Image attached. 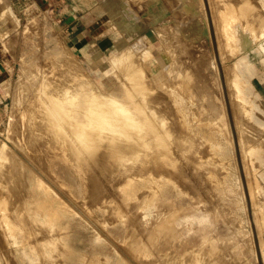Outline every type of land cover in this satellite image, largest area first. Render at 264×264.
<instances>
[{
  "label": "rangeland",
  "instance_id": "374dc122",
  "mask_svg": "<svg viewBox=\"0 0 264 264\" xmlns=\"http://www.w3.org/2000/svg\"><path fill=\"white\" fill-rule=\"evenodd\" d=\"M256 1L78 0L80 10H24L0 116V221L10 216L0 225V264H264V10ZM72 76L113 112L104 111L109 124L96 121L102 131L91 114L92 130L70 127L64 148L48 112L60 105L53 86ZM16 221L22 231L13 233Z\"/></svg>",
  "mask_w": 264,
  "mask_h": 264
},
{
  "label": "bare ground",
  "instance_id": "6f19581e",
  "mask_svg": "<svg viewBox=\"0 0 264 264\" xmlns=\"http://www.w3.org/2000/svg\"><path fill=\"white\" fill-rule=\"evenodd\" d=\"M232 29H233V27H232ZM239 34V33H238ZM237 35V34H236ZM241 44V43H240ZM64 71V70H63ZM75 72V71H74ZM56 73V72H55ZM60 73H61V71H60ZM61 75V74H60ZM60 75H58L57 74V76L59 77ZM66 75V74H65ZM80 75V74H79ZM79 75H76V76H79ZM75 76V75H74ZM71 77V76H70ZM57 78V77H56ZM69 78V77H68ZM61 79V78H60ZM64 79H65V77H64ZM55 80V79H54ZM69 80V82H66L64 85L63 84H61V82L60 83H58V84H56L55 86H53L54 87V89H53V94L54 95H56V97H57V99L60 101V105H52L53 106V108H51V110L52 111H49L48 113H49V122H48V124H49V126L52 128V129H57V130H55V132L56 131H58V130H60V131H58L59 132V134L61 135V131L63 132V142H61V143H63V147L65 148V145L64 144H69L68 142H70L69 140H71L70 138H67L68 136H70V134H69V132H70V130L72 129V128H70V127H75V126H77L76 127V130H75V128H73L74 130H75V133L76 132H78V133H76L77 135L79 134L80 135V133H83V131H84V127H90V129L92 128V126H86L87 124H88V122H86L87 120H88V118L90 119V118H92L93 117V119H91V121H89V124H90V122H92V120H95V122L93 123V126L97 129L98 127H100V128H102L103 126L102 125H104L103 124V122H105V121H103V120H106V121H108V116H110V114H112V113H110V111L109 110H113L112 108H110V107H108V106H106V104L104 103V101L103 100H101L98 96H96L95 94H93V93H91V94H88L89 93V91H88V88H86V83L84 84V83H82V84H80V82H78V83H76V78L75 77H73L72 76V78H69L68 79ZM77 80H78V78H77ZM58 81V80H57ZM82 81V80H81ZM52 85V84H51ZM54 85V84H53ZM51 87V86H50ZM52 87V88H53ZM51 88V89H52ZM89 90H90V88H89ZM47 92V91H46ZM94 92V91H93ZM52 94V95H53ZM48 95V94H47ZM152 95V94H151ZM50 98V97H49ZM48 99V98H47ZM51 99V98H50ZM40 101V100H39ZM46 102V101H45ZM38 103V102H37ZM50 103L51 104H53L51 101H50ZM49 103V104H50ZM48 104V103H47ZM46 104V105H47ZM37 105V104H36ZM41 105V104H40ZM52 106H48V107H52ZM44 107V106H43ZM109 108V112H108V114L109 115H107L104 111L107 109V108ZM45 109V108H44ZM48 109H50V108H48ZM94 109V110H93ZM43 111V110H42ZM113 112V111H112ZM38 114V113H37ZM54 114L55 116H53V117H55L54 119L52 118V115ZM90 114H91V116H90ZM45 115V114H44ZM47 115L48 114H46V118H47ZM38 117V116H37ZM29 119V118H28ZM98 119V120H97ZM99 119H101L103 122H101V123H99L100 121H99ZM128 119V118H127ZM33 120V119H32ZM46 120H48V119H46ZM51 120V121H50ZM70 120H72L71 121V123L69 122ZM111 120L113 121V117H111ZM142 120V119H141ZM39 121V120H38ZM96 121H99V122H96ZM47 122V121H46ZM111 122V121H110ZM31 123H33V122H31ZM42 123V122H41ZM87 123V124H86ZM117 123V122H116ZM48 124H47V126H48ZM61 125V129H59L58 127H57V125ZM108 124H109V121H108ZM119 124V123H118ZM126 124H127V122H126ZM125 124V125H126ZM31 125V124H30ZM38 125V124H37ZM42 125V124H41ZM99 125H101V126H99ZM122 125V124H121ZM49 127V128H50ZM125 127V126H124ZM123 127V128H124ZM39 128V127H38ZM46 128H48V127H46ZM87 128V129H88ZM45 129V128H44ZM47 130V129H46ZM51 130V129H50ZM92 130V129H91ZM98 130V129H97ZM97 130H95L96 132H98ZM103 130V128L102 129H100V131H102ZM54 131V130H53ZM89 131V130H88ZM94 130L92 131V133L93 132H95ZM123 131V130H122ZM36 132H37V130H36ZM42 132V131H41ZM48 132H49V130H48ZM50 132H52V130L50 131ZM58 132H56L57 133V135H58ZM71 132H73V130L71 131ZM87 132V131H86ZM86 132H84V133H86ZM29 133V132H28ZM38 133V132H37ZM43 133H47L46 131L45 132H43ZM74 132H73V134H75ZM91 133V134H92ZM102 133V132H101ZM109 133H111V132H109ZM34 134H36V133H34ZM66 134H69V135H66ZM88 134H90V133H88ZM99 134V133H98ZM103 134V133H102ZM53 135H54V133H53ZM55 136V137H58V136ZM60 135H59V137H60ZM81 135H83V134H81ZM97 135V134H96ZM47 136H49V135H47ZM52 136V135H51ZM67 136V137H66ZM85 136L86 135H84L82 138H83V140H85ZM105 136H107V135H105ZM54 137V136H53ZM52 137V138H53ZM54 137V138H55ZM59 138V140H57V141H61L60 139H62V138ZM71 137H72V135H71ZM88 136H86V138H87ZM92 137H94L93 135H92ZM102 137V136H101ZM127 137V136H126ZM40 138V137H39ZM54 138H53V140H54ZM69 139V140H67V139ZM78 138H81V137H78ZM77 138V139H78ZM95 138V137H94ZM97 138V137H96ZM100 138V137H99ZM116 138V137H115ZM28 139V138H27ZM48 139H50V138H48ZM77 139H76V141H77ZM32 140V139H31ZM35 140V139H34ZM37 140V139H36ZM81 140V139H80ZM87 140V139H86ZM95 140V139H94ZM158 140V139H157ZM29 141V140H28ZM40 141V143H41V141L42 140H39ZM45 141H47V139L45 138ZM45 141H43V143H42V145L43 144H45L44 142ZM51 141V140H50ZM50 141H49V143H50ZM88 141V140H87ZM96 141V140H95ZM98 141H99V139H98ZM100 141H103V137H102V139L100 140ZM124 141V140H123ZM31 142V141H30ZM32 142H34L33 140H32ZM38 142V141H37ZM37 142H35V143H37ZM52 142V141H51ZM65 142V143H64ZM72 142V141H71ZM70 142V143H71ZM89 142V141H88ZM113 142V141H112ZM133 142V141H132ZM138 142V141H137ZM59 143V142H58ZM82 143H85L86 144V141L85 142H82ZM96 143V142H95ZM104 143V142H103ZM155 143H159V140H158V142H155ZM161 143V142H160ZM34 144V143H33ZM73 144V143H72ZM84 144V145H85ZM93 143H89V145H92ZM101 143H98V145L96 144H94L95 146H92V147H96V146H99ZM117 144H118V142H117ZM51 145H55V146H53V148H52V150L53 149H55L54 147H56L57 145H56V143L54 144H52L51 143ZM50 145V146H51ZM59 145V144H58ZM69 145H71V144H69ZM69 145H66V146H69ZM120 145H122V144H120ZM156 145V144H155ZM36 146V145H35ZM34 146V147H35ZM38 146L40 147L41 145H39L38 144ZM37 146V147H38ZM48 146V145H47ZM61 146V147H62ZM116 146V145H115ZM115 146H113V147H115ZM136 146V145H135ZM159 147L161 146L160 144L158 145ZM32 147V146H31ZM52 147V146H51ZM62 147V148H63ZM70 147L71 146H69V149H70ZM86 147V146H85ZM88 147H90V146H88ZM100 147V146H99ZM119 147V146H118ZM134 147V146H133ZM143 147V146H142ZM158 147V149H160ZM30 148V147H29ZM28 148V149H29ZM44 148H45V146H44ZM62 148H61V151H63L62 150ZM73 148V149H72ZM71 149H70V151L71 150H74V148L75 147H72ZM77 148V147H76ZM93 148V149H94ZM103 148V147H102ZM116 148V147H115ZM114 148V149H115ZM128 148V147H127ZM37 149V148H36ZM42 149V148H41ZM40 148H39V150H41ZM47 149V148H46ZM46 149H44V150H46ZM49 149V148H48ZM57 149H59L60 150V146H58V148ZM81 149V148H80ZM84 149V148H83ZM82 149V150H83ZM98 149V148H97ZM96 149V150H97ZM100 149V148H99ZM117 149V148H116ZM119 149H121V148H119ZM118 149V150H119ZM133 149V148H132ZM156 149V148H155ZM43 150V149H42ZM51 150V149H50ZM49 150V151H50ZM52 150H51V152H52ZM66 150V149H65ZM95 149L94 150H91V152L92 151H96ZM136 150V149H135ZM140 150V149H139ZM161 150V149H160ZM160 150H158V151H160ZM33 151V150H32ZM31 151V152H32ZM54 152L55 151H57V150H53ZM80 151V150H79ZM98 151V150H97ZM156 151V150H155ZM47 151H44L43 152V155L45 156H47V153H46ZM50 152V154H52V156L53 155H55L54 153H51ZM58 152V151H57ZM68 152V151H67ZM72 152V151H71ZM70 152V153H71ZM75 152V151H74ZM78 152V151H77ZM82 152V151H81ZM119 153H120V151H118ZM132 152H134V151H132ZM137 152V151H136ZM139 152V151H138ZM137 152V153H138ZM29 153V152H28ZM33 153H34V151H33ZM32 153V154H33ZM38 152H36V155H39V154H37ZM40 153V152H39ZM59 153H61V152H59ZM64 153H66V152H64L63 151V154H58L59 155V157H60V155H63V156H66V154L64 155ZM82 153H84V152H82ZM98 153V152H97ZM141 153H143V152H141ZM145 153V152H144ZM40 154H42V151H41V153ZM50 154H48V155H50ZM72 154H75V153H72ZM72 154H71V157L70 158H75V156L73 155V157H72ZM76 154H78V153H76ZM90 154V153H89ZM92 154H94V153H92ZM92 154H91V156H92ZM131 154H133V153H131ZM163 154V153H162ZM27 155H29V154H27ZM34 155V154H33ZM36 155H34V158H36L35 156ZM159 155V154H158ZM31 156V155H30ZM42 155H39V157H41ZM51 156V155H50ZM68 156H70L69 154H68ZM68 156H67V158H68ZM78 156V155H77ZM94 156H95V154H94ZM98 158H99V155H96ZM115 156V155H114ZM122 156V155H121ZM135 156V155H134ZM150 156V155H149ZM27 157V156H26ZM39 157H37V158H39ZM54 157V156H53ZM55 157H57V155L55 156ZM62 157V156H61ZM97 157H95L96 159H97ZM146 157V156H145ZM4 158V157H3ZM33 158V157H32ZM33 158V159H34ZM36 158V159H37ZM65 158V157H64ZM94 158V159H95ZM6 159V158H5ZM44 160H46L45 158H43ZM48 159V158H47ZM121 159V158H120ZM150 159V158H149ZM149 159H147V161L149 160ZM8 160V159H7ZM30 160V159H29ZM35 160V159H34ZM38 160V159H37ZM55 160V159H54ZM68 160V159H67ZM93 160V159H92ZM137 160H139V159H137ZM151 160V159H150ZM36 161V160H35ZM63 161H65V160H63ZM74 161V160H73ZM80 161V160H79ZM79 161L77 162V163H79ZM95 161V160H94ZM126 161V160H125ZM132 161V160H131ZM37 162V161H36ZM43 162V161H42ZM45 162V161H44ZM76 162V161H75ZM6 163V162H5ZM38 163V162H37ZM39 163H41V160H39ZM50 163V162H49ZM88 163V162H87ZM93 163V162H92ZM97 163V162H96ZM96 163H93V164H96ZM150 163V162H149ZM148 163V164H149ZM21 164V163H20ZM75 164V163H74ZM126 164V163H125ZM145 164V163H144ZM13 165V164H12ZM15 165H17V164H15ZM51 165V164H50ZM49 165V166H50ZM116 165V164H115ZM119 165V164H118ZM121 165V164H120ZM141 165H143V163L141 164ZM2 166V165H1ZM14 166V165H13ZM43 166H45V165H43ZM46 166H48V165H46ZM79 166H81V165H79ZM97 166H99V165H97ZM103 166H105V165H103ZM110 166V165H109ZM11 167V166H10ZM17 167V166H16ZM72 167V166H71ZM143 167H145L144 165H143ZM15 168V167H14ZM14 168H9V169H12V171H10L9 172V174L11 173V179H13V181H16L18 184H20V182H21V178H19V176H18V174H17V168L14 170ZM39 168V167H38ZM80 168V167H79ZM78 168V169H79ZM82 168V167H81ZM80 168V169H81ZM122 168V167H121ZM125 168V167H124ZM22 169V168H21ZM36 169V168H35ZM79 169V170H80ZM140 169V168H139ZM147 169V168H146ZM19 170V169H18ZM75 170V169H74ZM83 170V169H82ZM113 170V169H112ZM148 170V169H147ZM46 171V170H45ZM135 171V170H134ZM134 171H133V173H134ZM137 171H139V170H137ZM149 171V170H148ZM152 171V170H151ZM8 172V171H7ZM78 172V171H77ZM76 172V173H77ZM80 172H81V170H80ZM6 173V172H5ZM152 173V172H151ZM154 173V172H153ZM156 173V172H155ZM1 174V173H0ZM20 174V173H19ZM24 174V173H23ZM35 174H37V173H35ZM80 174V173H79ZM83 174V173H82ZM5 175V174H4ZM7 175V174H6ZM21 175V174H20ZM29 175V174H28ZM10 176V175H9ZM30 176V175H29ZM34 176V175H33ZM33 176H31V178H30V180L32 179V177ZM36 176V175H35ZM47 176V175H46ZM85 176V175H84ZM153 176V175H152ZM23 177V176H22ZM51 177V176H50ZM25 178V177H24ZM37 178V177H36ZM151 178V177H150ZM37 179H39V177L37 178ZM48 179V178H47ZM155 179V178H154ZM160 179V178H159ZM5 180H7V179H5ZM29 180V179H28ZM43 181H44V179H42ZM41 180V181H42ZM27 180H25V182H26ZM36 181H38V180H36ZM46 181V180H45ZM29 182V181H28ZM52 182V181H51ZM2 183V182H1ZM16 183V184H17ZM27 183V182H26ZM25 183V184H26ZM34 183H35V181H34ZM42 183V182H41ZM41 183H40V185H41ZM93 183H94V181H93ZM5 184V183H4ZM23 185V186H27V184L26 185ZM47 184V183H46ZM39 185V186H40ZM42 185H43V183H42ZM130 185V184H129ZM160 185H161V183H160ZM15 186V185H14ZM19 186V185H18ZM37 186V185H36ZM44 186V185H43ZM95 186V185H94ZM93 186V187H94ZM126 186V185H125ZM137 186V185H136ZM46 187V186H45ZM19 188V187H18ZM29 188V187H28ZM38 188V187H37ZM36 188V189H37ZM43 188V187H42ZM47 188V187H46ZM128 188V187H127ZM131 188V187H130ZM133 188V187H132ZM11 188H9V190H10ZM21 189H23V187L21 186ZM51 189V188H50ZM53 189V188H52ZM5 190V189H4ZM34 190V189H33ZM38 190H40V189H38ZM43 191H44V189H42ZM40 191L39 193H42L43 194V191ZM128 190V189H127ZM133 190H134V188H133ZM133 190H131V192L133 191ZM10 191H12V190H10ZM31 191V190H30ZM53 191V190H52ZM14 192V191H13ZM24 192V191H23ZM36 192H37V190H36ZM35 192V193H36ZM127 192V191H126ZM130 192V193H131ZM6 193V192H5ZM12 193V192H11ZM25 193V192H24ZM27 193V192H26ZM25 193V194H26ZM29 193V192H28ZM31 193V192H30ZM38 193V192H37ZM36 193V194H37ZM50 193H52L51 191H50ZM54 193V192H53ZM133 193V192H132ZM17 194L18 195H20L19 193H18V190H17ZM21 194H22V191H21ZM24 194V195H25ZM44 194H46V192L44 193ZM43 194V195H44ZM129 194V193H128ZM5 195V194H4ZM8 195V194H7ZM14 195H16V194H14ZM23 195V196H24ZM29 195H31V194H29ZM40 195V194H39ZM43 195H41V196H43ZM51 195H53V194H51ZM3 196V195H2ZM46 196V195H45ZM44 196V197H45ZM8 197V196H7ZM17 197V196H16ZM15 197V198H16ZM25 197V196H24ZM44 197H41V198H44ZM53 197V196H52ZM35 198H37V197H35ZM7 199V198H6ZM13 200V197L12 198H10V200ZM22 199H24V198H22ZM47 199V198H46ZM3 200H5V199H3ZM8 200V199H7ZM7 200H6V202H7ZM18 200V199H17ZM17 200H16V202H17ZM24 200H26V198L24 199ZM45 200V199H44ZM54 200V199H53ZM1 201H2V199H1ZM22 201V200H21ZM14 202H15V200H14ZM13 201L11 202V204H13L14 203ZM24 202V201H23ZM27 202V201H26ZM1 203V202H0ZM4 203H5V201H4ZM18 203H22V202H18ZM29 203H30V200H29ZM42 203V202H41ZM44 203H46V202H44ZM43 203V204H44ZM1 204H3V201H2V203ZM0 204V205H1ZM9 204V203H8ZM11 204H9V206L11 205ZM35 203H33V205H34ZM42 204V205H43ZM47 204V203H46ZM49 204V203H48ZM15 205V204H14ZM14 205H12V206H14ZM31 204H29V206H30ZM41 205V206H42ZM51 205V204H50ZM49 205V206H50ZM53 205V204H52ZM4 206V205H3ZM5 206H6V204H5ZM28 206V205H27ZM32 206V205H31ZM40 206V205H39ZM40 206V207H41ZM1 207H2V205H1ZM17 206L15 205V207L14 208H16ZM25 207H26V205H25ZM24 207V208H25ZM37 207V206H36ZM2 208H4V207H2ZM1 208V209H2ZM23 208V209H24ZM29 208V207H28ZM31 208V207H30ZM51 208V207H50ZM5 209H7V208H5ZM10 210H12L13 209V207H12V209L11 208H9ZM34 209H35V207H34ZM40 209V208H39ZM53 209V208H52ZM4 210V209H3ZM9 210V211H10ZM15 210H17V209H15ZM26 210H27V208H26ZM36 210H37V208H36ZM35 210V211H36ZM7 211H8V209H7ZM20 211H22V210H20ZM25 211V210H24ZM29 211H32L33 212V208H32V210H29ZM28 211V212H29ZM41 210H39V212H40ZM47 211H48V209H47ZM52 211V210H51ZM1 212V211H0ZM12 212H13V214H14V211L12 210ZM39 212H37V213H39ZM49 212V211H48ZM29 213H31V212H29ZM45 213H46V211H45ZM13 214H10V215H13ZM19 214V213H18ZM36 214V212H34V215ZM42 214V213H41ZM1 215V214H0ZM29 215V214H28ZM33 214L31 213V216H32ZM44 215V214H43ZM15 216H16V214H15ZM19 215H17V217H18ZM8 217H10L9 216V214H8V212H7V214H5L4 216H3V218L6 220V219H8ZM50 217V216H49ZM32 218V217H31ZM34 218V217H33ZM38 218V217H37ZM44 218H47V217H44ZM3 219V220H4ZM26 219V218H25ZM24 219V220H25ZM35 219V218H34ZM3 220H2V222H3ZM30 220V219H29ZM38 221V220H37ZM1 222V221H0ZM0 223V225L2 224L3 225V223ZM20 222H18V221H16L15 223L14 222H12L11 224H8V226H9V231L10 230H12V232L13 233H15L16 231L18 232H20V231H22V224H19ZM46 223V222H45ZM28 224H30V223H28ZM36 225V224H35ZM4 226V225H3ZM28 226V225H27ZM1 227V226H0ZM35 227V226H34ZM40 227V226H39ZM3 228V227H2ZM36 229V228H35ZM2 230V229H1ZM7 231V230H6ZM41 231V230H40ZM44 231V230H43ZM3 232V231H2ZM36 233V232H35ZM34 233V234H35ZM6 234V233H5ZM47 235V234H46ZM0 236H3V235H0ZM14 236L16 237L17 236V234L15 235L14 234ZM19 236V235H18ZM34 236V235H33ZM12 237V236H11ZM19 237H21V236H19ZM19 237H18V239H19ZM35 237V236H34ZM1 238V237H0ZM2 238H4V236L2 237ZM8 238V237H7ZM47 238H48V235H47ZM9 239V238H8ZM14 239V238H13ZM38 239V238H37ZM45 239V238H44ZM49 239V238H48ZM1 241H3V239H0ZM5 240V239H4ZM15 240H17V239H15ZM60 240V239H59ZM20 241V240H19ZM35 241H37V240H35ZM5 242H7V240L6 241H4V243ZM38 242V241H37ZM8 243V242H7ZM15 243V242H14ZM20 243V242H19ZM6 244V243H5ZM36 244V243H35ZM8 245V244H7ZM7 245H5V246H7ZM18 245V244H17ZM4 247V245L1 243V246L0 247ZM22 246V245H21ZM3 247L1 248V249H3ZM17 247V246H16ZM37 247V246H36ZM39 247V246H38ZM6 247H4V249H5ZM19 248V247H18ZM51 248V247H50ZM3 249V250H4ZM45 249H47V248H45ZM5 250H7V249H5ZM39 250V249H38ZM47 250H49V249H47ZM1 251V250H0ZM5 252V251H4ZM3 252V253H4ZM44 252V251H43ZM8 253H10V251H8ZM8 253H6L7 255H8ZM11 253H12V251H11ZM1 254H2V252H1ZM45 254V253H44ZM55 254V253H54ZM7 255H5L6 256V258L8 259V257H7ZM58 256V255H57ZM3 257V256H2ZM10 258H11V256H10ZM55 258V257H54ZM1 259V258H0ZM4 260L3 261H5V258H3ZM68 259V258H67ZM11 260V259H10ZM13 260V259H12ZM9 261V260H8ZM7 261V262H8ZM15 261V260H14ZM11 263H13L12 261H11ZM16 263V262H15ZM14 263V264H15ZM16 264H18V263H16Z\"/></svg>",
  "mask_w": 264,
  "mask_h": 264
},
{
  "label": "crops",
  "instance_id": "0c3cea01",
  "mask_svg": "<svg viewBox=\"0 0 264 264\" xmlns=\"http://www.w3.org/2000/svg\"><path fill=\"white\" fill-rule=\"evenodd\" d=\"M77 1L0 0V116L5 111L7 105L5 92L13 75L12 60L14 55L8 47L13 45L17 40V32L22 21V16L25 13L24 10H80ZM263 4L264 0L262 1ZM255 6L257 10H264V7L262 8L258 0ZM261 14L264 15V11ZM262 46L264 47V43Z\"/></svg>",
  "mask_w": 264,
  "mask_h": 264
}]
</instances>
